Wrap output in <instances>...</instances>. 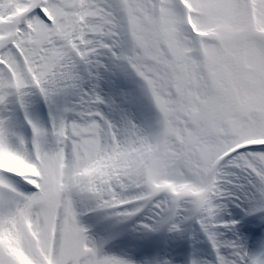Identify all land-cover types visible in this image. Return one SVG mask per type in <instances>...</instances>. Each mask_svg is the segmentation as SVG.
Returning <instances> with one entry per match:
<instances>
[{
    "label": "snow or ice",
    "instance_id": "6c2138e0",
    "mask_svg": "<svg viewBox=\"0 0 264 264\" xmlns=\"http://www.w3.org/2000/svg\"><path fill=\"white\" fill-rule=\"evenodd\" d=\"M0 264H264V0H0Z\"/></svg>",
    "mask_w": 264,
    "mask_h": 264
}]
</instances>
